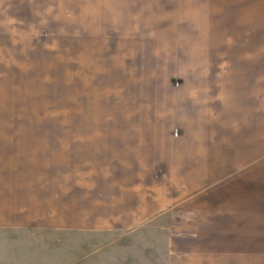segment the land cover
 I'll return each instance as SVG.
<instances>
[{
	"label": "rangeland",
	"instance_id": "rangeland-1",
	"mask_svg": "<svg viewBox=\"0 0 264 264\" xmlns=\"http://www.w3.org/2000/svg\"><path fill=\"white\" fill-rule=\"evenodd\" d=\"M169 116L181 167L159 190L173 200L37 232L0 264H264V0H0V130L66 144L70 194L102 182L84 170L110 151L84 144L146 141ZM117 145L115 162L141 157ZM146 169L124 171L133 192Z\"/></svg>",
	"mask_w": 264,
	"mask_h": 264
},
{
	"label": "crops",
	"instance_id": "crops-1",
	"mask_svg": "<svg viewBox=\"0 0 264 264\" xmlns=\"http://www.w3.org/2000/svg\"><path fill=\"white\" fill-rule=\"evenodd\" d=\"M16 120L19 122L20 117ZM172 122L174 118L169 116L164 121L166 124L158 131H144L141 136H136V139L146 140H140L139 143L115 142L113 139L118 137L114 138L113 133L104 138L93 137L95 140L84 144L85 147L92 149V152L101 147L103 150L107 148L110 153L103 162L105 164L99 167L96 164H87L84 171L94 175V178V172H104L101 175L102 182L98 186L90 181L87 185L92 187L81 188L86 182L79 180L77 189L71 194L66 144L57 141V137L47 131L0 130V251L13 252L15 246L22 245L30 248L32 243L36 244L37 232L50 235L57 232L68 234L70 227L107 225L111 219L117 218L116 204L131 203L132 198H139L137 200L145 206L151 203L160 204L166 199L173 200L175 197L165 199V195L159 190L164 188V179L170 177L168 171L173 170L174 165L179 164L181 167L176 158L174 140H180L182 131L179 125H171ZM119 138L127 140L130 137ZM118 143L120 147L138 145L141 157L130 164L126 161L115 162L113 150L118 147ZM151 149L158 150L156 166L147 168L142 165V159L154 153ZM153 157L151 155L152 160ZM144 169L154 173L150 177L148 174L138 175L140 190L133 192L130 186L131 176L128 173L123 175L124 171ZM117 181L120 186L116 187ZM153 184L157 193L156 196L149 197L142 187ZM127 206L126 204V208ZM23 249L19 248L25 251Z\"/></svg>",
	"mask_w": 264,
	"mask_h": 264
}]
</instances>
